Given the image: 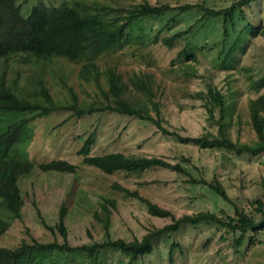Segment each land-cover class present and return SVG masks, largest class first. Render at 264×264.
<instances>
[{
	"label": "rangeland",
	"instance_id": "rangeland-1",
	"mask_svg": "<svg viewBox=\"0 0 264 264\" xmlns=\"http://www.w3.org/2000/svg\"><path fill=\"white\" fill-rule=\"evenodd\" d=\"M26 15L38 1L46 5L70 4L131 7L143 0H16ZM156 5L167 3H204L221 8L233 0H145ZM244 18L238 16L236 28L224 39L222 18L208 16L193 8L177 14L148 15L135 19L126 29V44L107 51L96 61L101 66L113 65L124 76L132 71L153 74L158 113L151 112L163 128L182 136L228 137L237 143L255 144L257 137L249 118V100L264 92V35H251L249 23L264 29V0L243 6ZM112 13V11H110ZM169 22V23H168ZM168 23V26H166ZM187 29L183 36L164 37ZM35 56L14 52L0 56V82L19 92L33 74ZM65 80L78 100L98 97L91 82L77 76L80 63L61 59ZM38 67V66H37ZM51 71L45 78L55 98L69 100L67 87ZM63 74V72H62ZM212 90V93L209 92ZM218 92L226 108L221 117ZM32 138L26 155L33 169L18 177L24 204L20 218H11L0 206V219L9 223L0 234V246L13 247L32 235L39 240L56 238L45 225H54L63 209L67 238L71 245L88 244L106 237L103 224L95 217L104 198L112 199L107 232L112 238H140L152 227L171 221L169 216L148 212L145 204L114 188L118 183L136 190L141 197L169 209L175 217L185 213L210 211L221 215L234 213V205L243 208L255 219L253 199L264 198V152L251 155L225 148L200 147L194 142L178 141L149 120L114 111H96L80 117L71 110L59 109L35 118L30 123ZM94 142L90 154L120 151L126 154L160 156L171 163H181L184 171L166 167H150L141 172L123 170L105 173L82 161L78 150L89 134ZM72 162L74 172L43 171L39 164L52 159ZM219 182L228 199L219 196L208 185L198 182ZM231 235L215 223L185 224L172 235L161 234L153 239V250L129 262L128 255L113 247L97 251L93 264H264V230L250 232L235 250L229 244ZM171 243H175L171 248ZM171 251V253H170Z\"/></svg>",
	"mask_w": 264,
	"mask_h": 264
},
{
	"label": "trees",
	"instance_id": "trees-1",
	"mask_svg": "<svg viewBox=\"0 0 264 264\" xmlns=\"http://www.w3.org/2000/svg\"><path fill=\"white\" fill-rule=\"evenodd\" d=\"M251 1L254 0H233L227 6L212 8L204 3L172 6L167 3L153 5L143 0L128 8H117V11H125L124 14H115V9L111 7L70 4L67 1L58 5H46L38 1L24 15L16 0H0V56L14 52H29L35 56L33 66L36 67L31 72L33 75L26 79L19 92L9 90L4 81L0 82V206L8 216L21 217L24 201L18 186V177L28 174L34 166L26 155V148L32 138L30 123L51 111L68 109L77 117L96 111H114L152 121L164 133H171L178 141L184 143L194 142L200 147L225 148L254 156L264 152V92L250 99L248 104L251 126L257 137L255 144L237 143L225 136L220 138L182 136L163 128L151 113L153 111L158 113L159 110L152 73L138 70L124 76L116 66L107 64L101 66L96 61L103 53L121 49L126 44V29L135 19L148 15H163L173 10L181 14L198 8L208 16L221 17L224 39H227L236 28L238 16L244 18L243 6ZM249 28L251 35H264V29L258 25L249 23ZM185 32L187 29L164 37V43L171 46L173 39L183 36ZM62 58L80 63L77 76L80 80L94 85L98 93L96 99L89 102L78 100L74 88L68 85L64 78L68 73L61 70ZM47 67H50L61 84L67 87L69 100L61 101L53 96L45 78ZM209 92L212 93V90L209 89ZM213 95L219 102V114L222 117L226 108L224 98L218 92ZM93 142L94 137L91 133L83 141L78 154L81 155L83 162L105 173L118 170L137 173L150 167L184 171L181 163H171L155 155L126 154L120 151L90 154ZM75 168L72 162L60 158L39 164V169L43 171L74 172ZM198 182L208 185L219 196L228 199L225 189L219 182H207L203 179ZM262 184L264 187V179ZM112 186L142 201L149 213L169 216L171 221L159 227H152L140 238H112L107 229L109 205H113V200L104 198L100 203V210L95 212V217L102 222L106 237L88 244L71 245L67 238L63 209H60L54 225L41 222L52 233L57 231L61 241L56 238L43 241L31 235L29 239H22L13 247L0 246V264H93L98 257L97 251L106 247L120 250L128 255L129 262H133L151 253L155 236L172 235L185 224L196 225L201 222L215 223L226 228L227 234L231 235L229 244L237 250L250 232L264 230L262 197L252 201L255 211L259 213L257 219L236 205L233 215L225 211H221V215L210 211H197L175 217L169 209L141 197L136 190H130L118 183H113ZM8 226V222L0 219V234ZM174 245L175 243H171L170 247L173 248Z\"/></svg>",
	"mask_w": 264,
	"mask_h": 264
}]
</instances>
